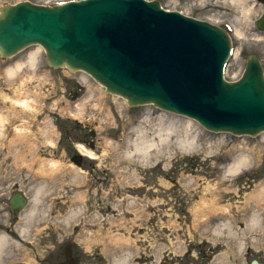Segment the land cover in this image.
Masks as SVG:
<instances>
[{"label": "rangeland", "instance_id": "374dc122", "mask_svg": "<svg viewBox=\"0 0 264 264\" xmlns=\"http://www.w3.org/2000/svg\"><path fill=\"white\" fill-rule=\"evenodd\" d=\"M17 1L0 0V5L4 2L14 3ZM34 1L45 3L48 0ZM161 1L169 8L180 6L187 11H196L198 15L204 14L203 12L207 10L206 7L217 5L222 9L221 13L217 16H228L241 28L243 26L247 28L251 20L257 16L256 11L247 15L245 11H242L244 8L233 0ZM247 8L251 9L250 5H247ZM247 33V36L239 38V42H237L240 50H242V47L244 48V52L242 54L238 53L233 57L228 67L227 74L231 80H235L241 75L246 63V57L250 52L258 51L264 63V40H258L253 33H249L248 31ZM259 49H262L263 53H260ZM2 63L0 57V66L2 67L0 72V87H5L8 97H13L14 89L20 86L19 83L7 80L8 78H6L3 69L5 65H2ZM59 70L60 72L64 71L63 69ZM72 79L70 80L72 81ZM33 81L36 85H39L38 77H34ZM71 84L73 85L69 86L67 93L70 101H74L75 99L73 98H76L78 102L81 101L82 97L87 95V93L85 94L84 92L83 94L85 95H81L78 93L80 86L78 87L77 83L75 84L74 82ZM72 87H75L76 90L73 91ZM55 92L54 90V95ZM54 95L52 94L46 103L37 102L40 106L38 110L41 124L47 119L53 120L55 123L56 120L58 121V124L56 123L58 128L55 129L53 127L52 129V131H56L58 143L57 147L54 148L38 145L39 140L37 141V139H34L30 135H25V138H18L14 133V128L20 123V120L15 117L12 103L9 100L4 101L0 95V110L9 118L5 127L4 137L0 140V171L7 170L0 173L2 175L0 176V216L1 210H4L8 206L4 205V203H8L14 194V191L8 190V186L15 182L18 187L22 186L26 190H29V196L32 197L35 190L33 187L43 178L50 180L47 176L51 175L50 173L48 175L47 173L38 174L34 170L43 171L40 164L43 162L45 165H49L50 159L53 156L61 158V164L65 162L66 165H69L68 156L76 153L74 149L77 145L76 139L86 137L95 141L98 148L97 152L100 155L99 160L84 161L83 167L85 171L89 172V169L91 170V174L89 173L91 176L87 177V179L84 178L82 182L84 184H79L82 181L80 179L79 182L75 181V176L77 178L80 174L82 176V172L80 173L78 169L72 166L63 167L62 172L52 175L54 181L51 180L50 182L51 191H57L58 189L60 193L67 195L64 202L55 201L53 206L52 215H59L58 219H56L59 222V227H45L37 237L39 243L36 244L37 248L34 251L38 255V260H41L40 257L49 253L48 250L49 246L52 245V241L57 242L64 237L67 240L68 234H72L69 237L75 238L77 241L85 240L87 231L82 229L83 224L77 221L80 213L83 211L85 200L89 204L92 203L93 208L103 210L99 206L103 205V203H108L109 198H116L125 192H129L131 195L127 196L129 200L128 207H131L132 197L142 200L143 206L137 209L140 215L134 216L133 212L127 210L124 213L122 212L118 216L117 225L113 227V232H119L117 234L121 233L122 236L129 235L130 238H132L131 236L135 238L136 235L141 234L144 240H137V243L131 240V243L134 244L132 248L135 251L145 246L144 248L146 249L143 248L147 253L145 262H153V259L148 260V254H154L155 259L158 257L160 245L162 244L163 246L164 241H166V238L163 237L165 234L163 232L168 231V234L172 230L183 232L185 228L189 231L188 227L192 228V232L189 231L190 237H195L197 243L198 241H205L208 244L206 245L208 251L212 250V264H251L254 258L264 261V194L263 198L261 195H256L258 190L264 189V134L255 138L248 136L238 137L230 133L216 134L203 128L206 132L205 134H200V128V131H196L199 132L201 138L195 144H186L185 146L179 144L178 142L180 141L175 136L172 141L167 142L171 138H167L168 134H166L167 129L165 125H169L173 120L167 118L168 120L166 119L164 125L161 126L160 121L162 119L160 116L162 111L160 109L154 106H127L123 115L120 111L115 110L110 120L113 124L115 123V126L112 124L114 128L111 129V136L115 143L110 145V148L117 146L120 138H124L123 140H125L126 137L123 135V132L129 131L130 128L143 129L151 127L155 129L154 132L151 129H147L154 141L160 142L161 139H167L165 143H162L163 148H151L147 157L137 160L132 164L133 166L130 165V160L127 159L128 162L126 164L132 167L134 175L130 177L132 181H126L129 179L126 177L127 174H120L118 176L112 164L114 163L116 152L120 153L123 149L127 150L128 145L120 147L122 149L120 151H114L115 148L114 150L109 148L103 151L105 143H100V139L105 132L101 133L96 128L98 126L97 123H94L93 130L92 127L90 128L84 122L91 119L92 115H88L85 118L74 115L73 117L63 115L59 110L62 107L57 109L52 103ZM109 104H113L112 100H110ZM72 106L74 108L69 110L73 112L77 111V102H72ZM30 114L32 116V113ZM141 114L150 116L151 119L141 124ZM168 116L174 120L177 119L172 115ZM183 119L180 120L184 121ZM40 130L38 129V131ZM159 131H161V136ZM59 134L60 136H58ZM130 135H132V140H135L139 136V131ZM10 138L14 143L9 142ZM44 143L43 139H41L40 144ZM35 145L38 148L37 150ZM15 153L16 157L13 158ZM121 153L123 154L124 152ZM22 159L24 160L22 161ZM69 159L71 160V158ZM238 159L247 160L240 166L247 168L243 170L242 174L233 176V173L228 175L223 172L225 169L227 171ZM4 161H7L6 164ZM27 163L34 164L32 169L28 168ZM94 164L100 165L96 167ZM73 168L75 171L72 170ZM103 175L108 177V179H105ZM120 178L122 180L117 182ZM208 184H216L218 190L208 189ZM95 192H98V194ZM44 201L47 203L45 209H49V199L47 198ZM122 208L126 207L123 206ZM67 212L68 214L69 212L71 214L76 212L72 215L73 219L71 222L73 224L76 221L75 224H78L75 229L69 223L70 221H65L68 215L66 214ZM2 216L6 217L5 214H2ZM254 217L259 218L258 223L253 220ZM94 218L93 215L92 219ZM85 222L86 220L84 224ZM86 224H88V221ZM216 224L218 226L222 224V230L217 234L215 233ZM147 229H152V231H148ZM102 238L105 239L104 236ZM114 238H112V241L107 240V242L117 244ZM180 238L181 240L185 239L181 236ZM209 240L215 243L219 242V244H213V247H211L209 246L211 243L207 242ZM121 243L123 242L117 244L118 246L115 245V247L119 248V251L115 252L117 255H120L119 246H121ZM178 243L181 249H185L186 245L184 242L178 239ZM96 245H93L91 252L86 253L85 250L80 249L86 256L93 255L94 250L99 247ZM210 263L209 261L208 264ZM197 264L200 263L198 262Z\"/></svg>", "mask_w": 264, "mask_h": 264}, {"label": "bare ground", "instance_id": "6f19581e", "mask_svg": "<svg viewBox=\"0 0 264 264\" xmlns=\"http://www.w3.org/2000/svg\"><path fill=\"white\" fill-rule=\"evenodd\" d=\"M236 4L240 3L242 5H246L243 11L248 15L251 13V9L247 8V5H249V2L246 0V2H242L241 0H233ZM262 7V6H261ZM251 10V11H250ZM238 34L240 35H245V30L243 27L238 28ZM1 52V48H0ZM41 57V58H40ZM42 52H41V47H36V48H31L27 53H25L21 58L16 60L13 63H10L6 66H4V71L7 80L13 82V83H19L18 88H15L13 91V97H8L7 92L5 91V87H0V95L4 99V101H8L12 103L14 106V114L15 117H17L18 120H20V123L14 128V133L17 135L18 138H25V135H30L34 139L39 140L38 145H43V146H52L51 148L57 147V138H56V131H52L53 127L58 128L57 124L58 121L56 120V123L53 120H45L43 124L39 121V103L37 102H42L46 103L47 99L51 97L53 91L55 90V95L54 101L52 102L57 109L60 110V113L63 115H67V117H73L77 116L80 118H85L88 115H92L91 119H88L84 121L88 126L93 127L94 123H97L98 126L96 127L98 130L101 131V133H104L102 135L103 140L105 141V149L108 150L110 148V145L114 144L115 141L112 139L111 136V129L114 128L115 123L110 122L112 114L115 112V110L120 111V113L123 115L125 110L127 109V104L124 100H122L118 94L117 95H111L108 94L105 88L101 84H96L92 80L89 79L88 76L86 75H81L79 73L77 74H71L68 70H64L63 72H60V74L63 75V77H58L56 79H52L47 76L48 70L47 66L45 65L44 61L42 60ZM54 66V65H53ZM59 65H56L55 68L58 69ZM66 69L65 67H63ZM42 69V70H41ZM2 70V67L0 66V72ZM32 73V75H30ZM84 73V72H83ZM23 75V76H22ZM22 77V78H20ZM34 77H38L39 85H36L34 80ZM73 78V79H72ZM72 79V81L70 80ZM53 82V83H52ZM77 83L80 85V90L79 93L82 95L84 92L87 95L83 96L81 101L77 102L76 109L77 111L73 112L72 109L74 106H72V101H70L69 96H68V88L71 85V83ZM12 88V87H11ZM9 88V89H11ZM25 88V89H24ZM44 89V91H43ZM11 91V90H10ZM110 100H112L113 104H109ZM75 103V102H74ZM63 105V106H62ZM114 105V106H113ZM66 106V107H65ZM67 109V112H66ZM20 112V113H19ZM32 113V116L31 114ZM162 115L160 116L162 121H160L161 126L164 125L166 122L165 120L167 119V115L165 113H161ZM144 116V115H143ZM167 116V117H166ZM31 118V119H30ZM181 118V117H180ZM79 119V118H78ZM151 118L150 116H144L142 120L140 121L141 124L146 123V121H149ZM9 118L4 115V112L0 110V140L4 137V132H5V127L8 123ZM168 120V119H167ZM177 120V121H176ZM175 121H172L169 123V125L166 126V134H168L167 138H171L169 141L167 139H161L160 142H156L153 140V137L150 135L148 129L153 130L154 128L147 127L143 129H137L135 128V133L136 131H139V136L135 139L132 140L129 138L125 141L120 140L117 143V146H114L113 149L114 151H120L122 150L120 147L125 146V143L128 145L127 150L123 149L122 151L116 152L115 158H114V163L113 168L114 171L118 173V176L120 174H127V179L126 181L130 180L132 181V178L134 175V172H132V164L136 162L137 160H140L141 158L144 159L147 157L149 154V150L151 148H156V149H161L162 143L164 142H170L173 140L174 136L178 137L179 141L176 140L181 145L186 144H195L196 141L201 138L199 135V132L196 130H199V128L194 127L196 125L192 119H185V124L184 126L180 124L178 121H181L179 119H176ZM96 124V125H97ZM114 126H113V125ZM39 126V127H36ZM197 126V125H196ZM36 127V128H35ZM43 127V128H42ZM142 127V125H141ZM146 127V126H145ZM199 127V126H198ZM38 129H41L38 131ZM94 130V127H93ZM160 136H161V131H159ZM163 134V133H162ZM123 135L126 137L128 136V133L126 131L123 132ZM60 136V134L58 135ZM164 136V134H163ZM101 137V138H102ZM129 137V136H128ZM182 137V138H180ZM41 139L45 142L44 144H40ZM175 141V140H174ZM10 143H14L13 140L10 138ZM93 143H86L82 141H78L77 145L74 147L76 150L75 155L79 158H83L84 160H90V157L96 156V152L91 148V145ZM119 145V149H118ZM36 150L38 149L37 146L35 145ZM48 148V147H47ZM185 148V147H183ZM132 149V150H131ZM15 150V148H14ZM18 150V149H16ZM65 151V150H64ZM121 152H124L123 154ZM151 152V151H150ZM76 156H72V158H76ZM16 157V153L13 155V158ZM71 158V156H68ZM67 157V158H68ZM136 159H134V158ZM69 160L70 165H66L65 162L63 164L60 163L61 158H57L56 156H53V158L50 159L49 165H45L43 162L40 164L41 168L43 171H37L34 170L35 173H44L47 175L50 173L51 174L58 172L59 170L62 169L63 165L64 167L67 166H75L72 160ZM127 159H129L130 165H127L126 162ZM242 159V158H241ZM238 159L236 160L230 167H229V172L237 173L242 167H240L245 161L247 160H241ZM24 159H22L23 161ZM2 162V160H1ZM143 162V161H141ZM15 163V162H14ZM32 163H27L28 168L32 169L33 165ZM100 164L97 165L99 167ZM111 165V166H112ZM47 167V168H46ZM80 170V168H76ZM74 170V169H72ZM37 171V172H36ZM75 171V170H74ZM60 172V171H59ZM58 172V173H59ZM131 172L130 174H128ZM78 173V172H77ZM86 175L83 176V179L85 178ZM80 177V176H79ZM77 178L75 176V179L79 182L80 178ZM105 179H108L105 175H103ZM75 180V181H76ZM82 180V179H80ZM122 180L121 178L117 180V182H120ZM57 182V181H56ZM50 188V181L47 180H40L39 183L35 186V190L33 192V206L25 211V214L23 216V222L22 226L19 228V232L22 235H25L31 227L32 224H34V221L37 220L40 216V211L43 208L41 207V202H43L41 199L44 197V194L48 191ZM208 189H213V190H218V186L215 184H208L207 185ZM109 190V189H108ZM258 190L256 195H261L263 198L264 194V189H261V191ZM132 197V196H131ZM41 201V202H40ZM131 207H127V209H124V212L131 211L133 212L134 216L140 215L139 212L137 211L138 208H140L142 205V202L138 200L137 197H132V202H131ZM41 207V209H40ZM120 212H121V207H119ZM43 217V216H42ZM110 220L109 222L114 221L116 219L115 215H110ZM253 220L259 222L258 217H254ZM47 224V221H46ZM106 224L103 222V224L97 225V226H86L84 229H86V238L85 242L87 245L88 249L92 248V243H99V236L98 234L102 233L103 230L106 229ZM111 228V227H110ZM109 234H111V231L107 230ZM11 232L5 231V232H0V264H18V259L22 260L20 257V254L18 253V247L21 245L18 240H16L15 236L10 234ZM119 232H116V234L113 235L115 237V241L117 244L121 243V247L123 251H127V248L129 249L132 246L131 240L136 241H142L144 240L142 238V235L139 234L138 236L134 238H130V236H122V234H117ZM139 237V238H138ZM138 238V239H137ZM114 242V241H113ZM145 247V246H144ZM25 246H23V249L25 250ZM143 249V248H142ZM133 254L132 251H128L125 256L122 258H117L114 261H116L117 264L120 263H125ZM161 254V248L158 252V256ZM27 260V259H23ZM10 261L11 263H9ZM28 261V260H27ZM31 262V261H30Z\"/></svg>", "mask_w": 264, "mask_h": 264}, {"label": "water", "instance_id": "95a60500", "mask_svg": "<svg viewBox=\"0 0 264 264\" xmlns=\"http://www.w3.org/2000/svg\"><path fill=\"white\" fill-rule=\"evenodd\" d=\"M32 12L34 13L35 11ZM4 14H5L4 17L2 16L0 17V39L7 37V33L5 32V30H9V33L17 38L18 36L17 29L18 26H20V24L22 23V18L18 17L17 15H16L17 17L14 16L12 18V14H14L13 9H10L7 12L5 11ZM26 14L30 15L29 11L26 12ZM46 14H48L47 11ZM51 15H54V13H51ZM51 15L49 14V16ZM12 21L16 22L15 25L14 24L12 25ZM52 55L55 56L54 53ZM56 58L59 59L58 57ZM249 70H250V74L252 75L248 74L246 82L251 83V86L247 85V87L249 89H254L255 87L259 86L262 89H264V79L262 78L261 74H259L260 70L258 69L255 58L250 59ZM254 264H258V263L254 262Z\"/></svg>", "mask_w": 264, "mask_h": 264}]
</instances>
